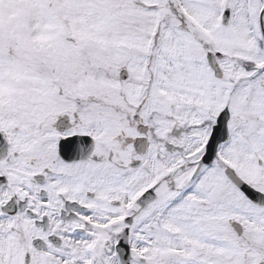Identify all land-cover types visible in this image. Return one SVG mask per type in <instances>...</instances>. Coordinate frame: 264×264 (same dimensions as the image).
<instances>
[{
  "label": "snow or ice",
  "instance_id": "1",
  "mask_svg": "<svg viewBox=\"0 0 264 264\" xmlns=\"http://www.w3.org/2000/svg\"><path fill=\"white\" fill-rule=\"evenodd\" d=\"M0 264H264V0H0Z\"/></svg>",
  "mask_w": 264,
  "mask_h": 264
}]
</instances>
